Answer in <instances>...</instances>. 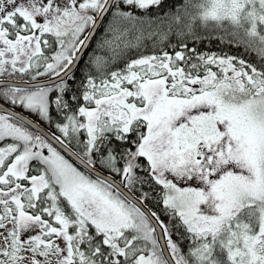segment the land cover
<instances>
[{
  "label": "snow or ice",
  "instance_id": "snow-or-ice-1",
  "mask_svg": "<svg viewBox=\"0 0 264 264\" xmlns=\"http://www.w3.org/2000/svg\"><path fill=\"white\" fill-rule=\"evenodd\" d=\"M0 264H264V0H0Z\"/></svg>",
  "mask_w": 264,
  "mask_h": 264
},
{
  "label": "water",
  "instance_id": "water-1",
  "mask_svg": "<svg viewBox=\"0 0 264 264\" xmlns=\"http://www.w3.org/2000/svg\"><path fill=\"white\" fill-rule=\"evenodd\" d=\"M33 119H35V118H33Z\"/></svg>",
  "mask_w": 264,
  "mask_h": 264
}]
</instances>
